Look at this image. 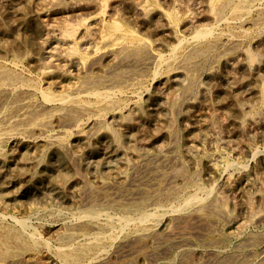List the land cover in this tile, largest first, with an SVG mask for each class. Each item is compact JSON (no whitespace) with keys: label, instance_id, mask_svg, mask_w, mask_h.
Masks as SVG:
<instances>
[{"label":"rangeland","instance_id":"obj_1","mask_svg":"<svg viewBox=\"0 0 264 264\" xmlns=\"http://www.w3.org/2000/svg\"><path fill=\"white\" fill-rule=\"evenodd\" d=\"M102 1L0 0V65L8 63L7 65L11 66L14 62V65L17 64L18 68H21L25 79L40 83L42 88L55 95H68L71 84L64 82L48 88V82L51 80L45 78L46 72L57 71L63 75L69 72L75 82L82 80L87 74L101 80L116 78L118 82L115 80L117 85L114 86L126 88L127 92V96L119 99L120 104H114L116 107L113 106V111L103 115L100 121H96L95 118L88 120L90 114L83 117L84 131L86 134L90 133V136L86 140L76 135L67 138L65 142L68 149H71L68 156L52 149L44 141L27 143L17 140L4 145L0 155V215L6 217L2 223L19 228L16 221L24 219L29 231L33 229L32 232H37V235L39 233L38 237L41 240L46 239L50 243L45 240L46 244L39 243L38 247L30 250L13 247L12 257L11 255L6 257L11 260L0 256V264H62L54 255L53 249L61 243L58 238L69 229L72 223L69 220L78 217L80 211L85 209L110 211L112 215L115 212L120 214L132 211L136 214L140 208L148 210L156 207L147 204L149 196L144 194L140 196V193L134 191L140 184L150 190L152 187L160 188L163 184L160 188H163V199L160 198L158 201L163 202V205L159 202L160 206H164L165 202L166 207L172 203L168 198L181 191L189 192L193 184L190 186V182L197 179L196 182L212 190L211 198L219 199L218 207L226 213L220 217L218 214H212L213 225L208 226L209 228L202 227L204 232L200 229L193 237L194 247L197 248L194 255L182 257L176 250H168L160 257L162 264H183L185 259V262L191 260L189 263L194 261L204 263L208 254L206 248L216 247L225 253L236 249L235 243L238 240L263 236L264 218L261 215H264V13H261L264 11V0H249L253 6L240 15L243 23L236 24L238 27L235 23H230V20L234 21L237 16L229 9L219 19L218 11L225 0ZM116 23H121V26ZM206 29L212 30L211 35L214 36L210 35L207 40L210 42L216 40L221 45L218 44L219 47L202 56L195 68L170 71V68L167 70L169 66L166 64L158 69L156 57L160 53L169 57L172 47L183 39L185 41L182 53L189 54L191 51L189 41L195 32ZM68 31L71 34L72 31L75 32L71 39ZM101 39L103 40L100 41ZM140 42L146 45L148 51L153 52L155 61L152 58L151 67H145L142 63L145 61V54H132L130 59L123 61L109 58L101 62L103 65L95 64L104 49L108 50V53H113L119 50L120 46L133 47ZM96 50H99L98 54L95 53ZM124 66L126 68H123ZM88 67L91 69L89 68L85 74ZM141 68L145 69L141 71ZM130 71L133 74H130ZM116 73L119 76H116ZM128 77L132 80H128ZM123 82L125 86L129 84L128 88L122 84ZM96 85L95 90L106 89L103 84ZM139 86L142 87V91ZM134 93L139 95L132 97ZM3 108L1 106L0 111ZM172 144L177 146L176 151L170 149ZM170 150L176 154L170 155L168 159L163 158V155L172 153ZM147 156L149 160H146ZM225 159L230 160L233 166L223 169L221 163ZM21 160L25 161L21 163ZM160 169L172 173L175 170V174L180 171V175L183 176L181 179L179 177L178 181L169 178L167 175L169 172L165 173V170ZM153 171L158 172L157 176H152ZM159 173L162 174L158 176ZM51 174H56L55 183L47 179ZM175 184L177 191L172 189ZM14 216L17 219L13 221ZM169 219H173V215L165 216L163 221L167 223ZM126 235L127 232L122 233L119 240L122 241ZM153 241L141 249L148 250L157 246ZM262 244L254 248V251L264 250V243ZM46 245L52 247L47 250ZM18 255H21L20 260L17 258ZM254 259L250 257L248 261L239 260L235 264H249L250 261L259 264L260 261ZM150 263L155 264L153 260L141 255L137 264Z\"/></svg>","mask_w":264,"mask_h":264},{"label":"bare ground","instance_id":"obj_2","mask_svg":"<svg viewBox=\"0 0 264 264\" xmlns=\"http://www.w3.org/2000/svg\"><path fill=\"white\" fill-rule=\"evenodd\" d=\"M38 1V0H37ZM105 1V0H103ZM102 1V2H103ZM251 1V0H250ZM256 1V0H253ZM43 2V1H42ZM86 2V1H84ZM107 2V1H106ZM126 2V1H125ZM163 2V1H162ZM114 3V2H113ZM256 3V2H255ZM48 4V3H47ZM79 4V3H78ZM107 4V3H105ZM111 4V3H110ZM181 4V2H180ZM190 4V3H189ZM102 5V3H101ZM198 5V4H197ZM218 5V3H217ZM251 5L249 0H225V2L220 6L218 14L223 17L225 15L226 10H230L233 14L237 16H233L234 21L230 23L241 24V14L249 11ZM106 7V6H105ZM105 7L103 9H105ZM150 8V7H149ZM182 8V7H181ZM188 8V7H187ZM255 8V7H254ZM96 9V8H95ZM179 9V8H178ZM189 9V8H188ZM193 9V8H192ZM259 8H257L258 10ZM261 9V8H260ZM199 10V9H198ZM252 10V9H251ZM262 10V9H261ZM260 10V11H261ZM1 11V10H0ZM130 11V10H129ZM177 11V10H176ZM251 12V11H250ZM253 12V11H252ZM119 13V12H118ZM178 13V12H177ZM217 13V12H216ZM264 11L261 13L263 14ZM64 14V13H63ZM108 14V12H107ZM249 14V12H248ZM103 15V14H102ZM217 15V14H216ZM227 15V14H226ZM229 15V14H228ZM232 15V14H231ZM245 15V14H244ZM251 15V14H250ZM257 15V14H256ZM249 16V15H248ZM259 16V15H258ZM3 17V16H2ZM48 17V16H47ZM218 17V16H217ZM229 17V16H228ZM231 17V16H230ZM247 17V16H244ZM243 17V18H244ZM251 17V16H250ZM261 17V16H260ZM259 17V18H260ZM263 17V16H262ZM261 17V18H262ZM227 18V17H226ZM225 18V19H226ZM242 18V19H243ZM258 18V19H259ZM113 19V18H112ZM115 19V18H114ZM216 19V17H215ZM218 19V18H217ZM216 19V20H217ZM232 19V20H233ZM245 19V18H244ZM264 19V18H263ZM262 20V19H261ZM194 21V20H193ZM227 21H229L227 19ZM226 21V22H227ZM252 21V20H251ZM258 21V20H256ZM113 22H117L114 21ZM217 22V21H216ZM223 22V20H222ZM225 22V21H224ZM253 22V21H252ZM104 23V22H103ZM79 24V23H76ZM118 24V23H116ZM115 24V25H116ZM121 26V23H119ZM118 24V26H119ZM163 24V23H162ZM215 24V23H214ZM227 24V23H226ZM225 24V25H226ZM250 24V23H249ZM254 24V23H253ZM261 24V22H260ZM7 25V24H6ZM68 25V24H67ZM75 25V24H74ZM112 25V24H111ZM219 25V24H217ZM216 25V26H217ZM224 25V24H223ZM256 25V24H255ZM259 25V24H257ZM173 26V25H172ZM227 26V25H226ZM229 26V25H228ZM233 25H230V27ZM242 26V25H241ZM245 26V25H244ZM248 26V25H247ZM252 26V25H251ZM219 27V26H218ZM238 27V26H237ZM240 27V26H239ZM254 27V26H253ZM256 27V26H255ZM81 28V27H80ZM88 28V27H87ZM121 30V27H119ZM224 28V27H223ZM227 30L228 28L225 27ZM236 28V27H235ZM3 29V28H2ZM7 29V28H6ZM75 29V28H74ZM73 29V30H74ZM84 29V28H83ZM213 29V28H211ZM216 29V28H215ZM218 29V28H217ZM220 29V28H219ZM248 29V28H247ZM257 29V28H255ZM77 30V29H76ZM98 30V29H97ZM222 30V29H221ZM224 30V29H223ZM226 30V31H227ZM230 30V29H229ZM233 30V29H232ZM231 30V31H232ZM246 31V29H244ZM251 30V29H250ZM249 30V31H250ZM248 31V30H247ZM26 32V31H25ZM69 32V31H68ZM217 32V31H216ZM221 32V31H220ZM229 32V31H228ZM227 32V33H228ZM234 32V31H233ZM232 32V33H233ZM242 32L244 33L243 29ZM55 33V32H54ZM58 33V32H57ZM75 33V32H74ZM69 32V36H73ZM218 33V32H217ZM64 35V33H62ZM86 34V33H85ZM89 34V33H88ZM99 34V33H98ZM131 34V33H130ZM133 34V33H132ZM212 34V30H197L191 40L188 42L190 45V53L186 54L182 53L183 44L185 40H179V43L172 47V52H170V56L166 57L164 55L159 54L157 58L158 69L160 66L168 65L170 71L172 70H180V68L192 69L195 68L199 64V59L202 56L206 55L208 52H212L216 47H219L221 44L219 42H210L208 41V37ZM219 34V33H218ZM236 35L235 33H233ZM68 36V33L66 34ZM104 35V34H103ZM101 35V36H103ZM110 35V34H109ZM128 35V34H127ZM135 35V34H134ZM225 35V34H224ZM227 35V34H226ZM231 35V34H230ZM249 35V34H248ZM76 36V34H75ZM125 36V35H124ZM168 36V35H167ZM213 36V35H211ZM246 36V35H245ZM251 36V35H250ZM74 37V36H73ZM72 37V39H73ZM83 37V36H82ZM93 37V36H92ZM96 37V36H95ZM214 37V36H213ZM220 38L221 35L219 36ZM228 37V36H227ZM241 37V36H240ZM65 38V37H64ZM89 34V39H90ZM105 38V37H104ZM108 38V37H107ZM124 38V37H121ZM141 38V37H140ZM211 38V37H210ZM234 38V36H233ZM7 39V38H6ZM69 39V37H68ZM76 39V38H75ZM74 39V40H75ZM78 39V38H77ZM86 41V38H82ZM106 39V38H105ZM112 39V38H111ZM127 39V38H126ZM212 39V38H211ZM236 39V38H234ZM240 39V38H239ZM5 40V39H4ZM81 40V39H80ZM101 39L100 41H102ZM133 40V39H132ZM210 40V39H209ZM219 40V39H218ZM223 40V39H221ZM238 40V39H236ZM76 41V40H75ZM83 41V40H82ZM120 41V40H119ZM131 41V40H129ZM137 41V40H136ZM135 41V42H136ZM214 41V40H213ZM225 41V40H224ZM229 41V40H228ZM234 41V40H233ZM91 42V41H89ZM117 42V41H116ZM125 42V41H124ZM139 42V41H138ZM143 42V41H142ZM80 43H82L80 41ZM149 43V42H148ZM222 43V41H221ZM226 43V42H225ZM231 44V41L229 42ZM242 43L241 41L239 42ZM239 43L237 45L239 46ZM48 44V43H47ZM94 44V43H93ZM103 44V43H102ZM101 44V45H102ZM108 44V43H107ZM219 44V46H218ZM234 44V43H233ZM236 44V43H235ZM57 45V44H56ZM74 45V44H73ZM88 45V44H87ZM100 45V46H101ZM106 45V44H105ZM105 45H103L105 47ZM123 45V44H122ZM125 45V44H124ZM127 45V44H126ZM134 45V44H133ZM227 45V43H226ZM225 45V46H226ZM75 46V45H74ZM129 46V45H127ZM148 46V45H147ZM232 46V45H231ZM92 47V46H91ZM116 47V46H115ZM222 47V46H221ZM224 47V45H223ZM88 48V46H87ZM86 48V49H87ZM114 48V47H111ZM238 48V47H237ZM245 48V47H244ZM74 49V48H73ZM119 49V48H118ZM155 49V48H154ZM185 49V47H184ZM234 50V48H232ZM77 50V48H76ZM94 50V48H93ZM186 50V49H185ZM86 51V50H85ZM99 50H96V54H98ZM108 51V50H107ZM105 49L103 53H100V57L95 61V64L101 65V62H104L107 59H115L117 60H126L130 59L129 57L132 54H145V61L142 62L145 67H151V60L153 58V52L148 51L146 45L144 43H137L133 47H123L120 46V49L113 52L108 53ZM187 51V50H186ZM231 51V50H230ZM73 52V51H72ZM102 52V51H101ZM79 53V52H78ZM87 53V52H86ZM218 53V52H217ZM252 53V52H251ZM70 54V53H69ZM156 54V53H155ZM223 54V53H222ZM254 54V52H253ZM252 54V55H253ZM68 55V54H67ZM75 55V54H74ZM85 55V54H84ZM133 55V56H136ZM251 56V54H249ZM94 57V55H93ZM92 57V58H93ZM139 59L140 57L137 56ZM144 57V56H143ZM25 58V57H24ZM73 59V58H72ZM133 59V58H132ZM135 59V58H134ZM137 59V58H136ZM138 59V60H139ZM144 59V58H143ZM142 59V60H143ZM77 60V59H76ZM204 60V59H203ZM251 60V59H250ZM92 61V60H91ZM134 61V60H133ZM141 61V59H140ZM153 61L154 58H153ZM75 62V61H74ZM83 64V61H81ZM89 62V61H88ZM86 63V65L88 64ZM93 62V61H92ZM91 62V64H93ZM260 62V59H259ZM14 63V62H13ZM12 63V64H13ZM76 63V62H75ZM101 63V64H100ZM121 63V61H120ZM8 63H4L0 65V104L4 107L0 111V155L2 154V148L4 145L10 142H16L17 140H21L27 143H31L34 141H44L48 144L52 149L56 151H61L65 155L68 156L69 150L68 145L66 144V139L76 135L77 137H83L84 140L88 139L90 136L86 134L84 131L83 117L90 114L87 119L92 120L95 118L96 121H100L101 117L105 114L113 111V106L116 103H119V99L122 96H127V92L123 88H116L118 80L116 78L108 79H96L95 76L88 75V69L85 74H87L82 80L73 81L74 78L71 77L73 75L70 74H59L57 71H51L45 73V78L51 80L48 88H52L58 85H61L64 82H69L71 84V91L68 95H55L53 93L47 92L44 88L40 86V83L31 82L30 80L25 79L24 73L18 68L17 64H11V66L7 65ZM77 64V63H76ZM75 64V65H76ZM90 64V65H91ZM116 64V63H114ZM118 64V63H117ZM125 64V63H124ZM136 64V63H135ZM138 64H140L138 62ZM137 64V66H139ZM151 64V66H150ZM10 65V63H9ZM78 65V64H77ZM76 65V66H77ZM103 65V64H102ZM129 65V64H128ZM212 65V64H211ZM60 66V65H59ZM123 66V65H122ZM133 66V64H132ZM130 66V67H132ZM142 66V64H140ZM250 66V65H249ZM79 67V66H78ZM84 67V66H83ZM87 67V66H86ZM92 67V66H91ZM94 67V66H93ZM96 67V65H95ZM119 67V66H118ZM128 67V66H127ZM155 67V66H154ZM155 67V68H157ZM77 68V67H76ZM103 68V67H102ZM113 68V66H112ZM123 68H126L125 66ZM136 68V67H135ZM138 68V67H137ZM161 68V67H160ZM166 68V67H165ZM164 68V69H165ZM23 69V68H22ZM79 69V68H77ZM76 69V70H77ZM91 69V68H90ZM89 69V70H90ZM106 69V67H105ZM111 69V68H110ZM120 69V67H119ZM141 68V71H143ZM149 69V68H148ZM147 69V70H148ZM163 69V70H164ZM24 70V69H23ZM93 70V69H92ZM112 70V69H111ZM110 70V71H111ZM114 70V69H113ZM121 70H123L121 68ZM130 70V69H129ZM127 70V71H129ZM139 70V69H138ZM187 70V71H189ZM118 71V70H117ZM134 71V70H133ZM139 70V72L141 73ZM145 71V70H144ZM183 71V70H182ZM28 72V71H27ZM60 72V71H59ZM79 72V71H78ZM116 72V71H115ZM119 72V71H118ZM122 72V71H120ZM126 72V70L124 71ZM137 72V70H136ZM190 72V71H189ZM199 72V71H198ZM232 72V71H231ZM29 73V72H28ZM90 73V72H89ZM105 73V72H104ZM114 73V72H113ZM130 74L131 71L129 72ZM138 73V72H137ZM151 73V72H150ZM159 73V71H158ZM164 73V72H163ZM197 73V72H196ZM73 74V73H71ZM135 74V73H134ZM234 74V73H233ZM102 75V74H101ZM104 75V74H103ZM108 75V74H107ZM118 73H116V76ZM129 75V74H128ZM191 75V74H190ZM35 76V75H34ZM97 76V75H96ZM112 76V75H111ZM110 76V77H111ZM114 76V75H113ZM119 76V75H118ZM122 76V73H121ZM37 76H35L36 78ZM138 77V76H137ZM141 77V76H140ZM32 78V77H31ZM105 78V77H104ZM118 78V77H117ZM120 78V77H119ZM136 78V76L134 77ZM34 79V78H33ZM127 79V78H124ZM123 79V80H124ZM130 78L128 77V80ZM138 79V78H137ZM140 79V78H139ZM138 79V80H139ZM35 80V79H34ZM121 80V79H120ZM132 79H130L131 81ZM135 80V79H134ZM175 80V79H174ZM39 82V81H38ZM122 82V81H121ZM125 82V81H124ZM124 82L122 84H124ZM134 82V81H133ZM140 82V81H139ZM120 83V81H119ZM128 83V82H127ZM142 83V82H140ZM238 83V82H237ZM98 84V85H96ZM99 84L105 85L106 89L95 90L94 85L99 86ZM116 84V85H115ZM138 84V83H137ZM115 85V86H114ZM119 85V84H118ZM129 84H127L128 86ZM133 85V84H132ZM131 85V86H132ZM143 85V84H140ZM152 85V84H151ZM63 86V85H62ZM125 86V84H124ZM125 86V87H127ZM90 87V88H89ZM92 87V89H91ZM118 87V86H117ZM134 87V85H133ZM137 87V86H136ZM140 87V86H139ZM239 87V86H238ZM61 88V87H60ZM94 88V89H93ZM109 88V89H108ZM128 88V87H127ZM132 88V87H130ZM142 87H140L141 89ZM98 89V88H97ZM138 89V88H136ZM139 89V90H140ZM148 89V88H147ZM129 90V89H128ZM138 90V91H139ZM132 91V90H131ZM129 91V92H131ZM142 91V89H141ZM212 93V92H211ZM129 94V93H128ZM139 95V94H132ZM197 95V93H196ZM210 95V94H209ZM129 96V95H128ZM124 98V97H123ZM139 98V97H138ZM217 98V97H216ZM175 99V98H174ZM185 99V98H184ZM123 100V99H122ZM126 100V99H125ZM181 100V99H180ZM195 101V100H194ZM132 102V101H131ZM247 102V101H246ZM115 104V105H114ZM120 104V103H119ZM122 104V103H121ZM219 105V104H218ZM0 106V107H1ZM119 106V105H118ZM116 107V106H115ZM179 108V107H178ZM119 110V109H118ZM94 111H97L95 113ZM116 112V111H115ZM158 115V114H157ZM106 119V117H105ZM244 118H242L243 120ZM207 121V120H206ZM87 122V121H86ZM99 123V122H98ZM101 123V122H100ZM103 123V121H102ZM244 123V122H242ZM86 124V123H85ZM216 124V123H215ZM219 124V123H218ZM99 125V124H98ZM86 126V125H85ZM169 126V125H168ZM173 126V125H172ZM219 126V125H218ZM242 126V125H241ZM170 127V126H169ZM107 128V127H106ZM86 130V129H85ZM121 130V129H120ZM149 130V129H148ZM102 131V130H101ZM174 134V133H173ZM93 135V134H92ZM91 135V136H92ZM154 136V135H153ZM75 137V136H74ZM91 142V141H90ZM78 143V142H77ZM20 144V143H19ZM136 145V144H135ZM139 145V144H138ZM144 145V144H143ZM13 146V145H12ZM123 148V147H121ZM120 148V149H121ZM132 148V147H131ZM130 148V149H131ZM170 149L176 151L177 146L172 144ZM6 150V149H5ZM4 150V151H5ZM157 150V149H156ZM15 151V150H14ZM172 151V150H170ZM73 153V152H71ZM175 152L163 155V158L170 157ZM261 153V152H260ZM74 154V153H73ZM72 154V155H73ZM176 154V153H175ZM75 155V154H74ZM76 156V155H75ZM75 156H73L75 158ZM255 156V154H254ZM33 157V156H32ZM104 157V156H103ZM127 157V156H126ZM129 157V156H128ZM151 157V156H150ZM156 157V156H155ZM77 158V157H76ZM157 158V157H156ZM161 158V157H160ZM210 158V157H209ZM150 158L147 156L146 160ZM168 159V158H167ZM22 161L25 160H21ZM25 163V162H23ZM27 163V161H26ZM80 163V162H79ZM183 163V162H182ZM212 163V162H211ZM223 169H228L233 166L230 160L225 159L222 163ZM237 164V163H236ZM57 165V164H56ZM164 165V164H163ZM162 165V166H163ZM147 166V165H146ZM15 167V166H14ZM23 167V166H22ZM157 167V166H156ZM165 167V166H164ZM183 167V166H182ZM28 168V167H27ZM132 168V167H131ZM158 168V167H157ZM185 168V167H184ZM12 169V167H11ZM10 169V170H11ZM23 168H21L22 170ZM130 169V168H129ZM77 170V169H76ZM153 170V169H152ZM165 170V169H160ZM129 171V170H128ZM140 171V170H139ZM158 171V170H157ZM168 171V170H167ZM230 171V170H229ZM169 172V171H168ZM165 170V173H168ZM169 172L167 175L172 179H180L182 176L180 175V171L175 174ZM182 172V171H181ZM152 173V172H151ZM151 173H148L149 175ZM164 173V172H163ZM152 176H157L158 172L153 171ZM162 173H159L160 176ZM197 174V172H196ZM195 174V175H196ZM56 175V174H55ZM54 174H51L49 178V182L55 183L57 179ZM164 175V174H163ZM166 175V174H165ZM186 175V174H185ZM189 175V174H188ZM193 175V174H192ZM199 176V174H197ZM144 176V175H143ZM167 176V177H168ZM194 176V175H193ZM192 176V177H193ZM19 177V176H18ZM23 177V176H22ZM89 177V176H88ZM151 177V176H149ZM164 177V176H161ZM188 177V176H187ZM195 177V176H194ZM193 177V178H194ZM145 178V177H144ZM153 178V177H152ZM158 178V177H157ZM156 178V179H157ZM191 178V177H190ZM148 179V177H147ZM160 179V177H159ZM158 179V180H159ZM165 179V178H164ZM185 179V178H183ZM195 179V178H194ZM154 180V179H153ZM163 180V178H162ZM167 180V179H165ZM189 180V179H188ZM192 180V179H191ZM199 180V179H198ZM142 181V179H140ZM150 181V180H148ZM147 181V182H148ZM174 181V180H172ZM179 181V179H178ZM186 181V180H185ZM193 180L191 183L192 187H190L189 192L176 193L172 198H168L169 201H172L169 206H160L163 202L158 201L162 198L163 193L161 185L160 188H151L145 189L144 187L138 185L135 192L140 193L144 196H149L146 201L147 204L153 205L155 208H151L148 210L140 208L137 210L138 212L135 214L131 212H122L117 214L115 212L114 215L109 211H87V209L80 211L78 217H75L72 221L69 229L65 231V233L61 236L59 241L61 242L57 245L54 250V255L58 258V261L62 264H137L140 260V256L144 255L147 259H151L155 262V264H162L160 262V257L164 255L168 250H176L177 254L183 256L192 255L197 251V248L194 247L193 237L200 232L199 230L202 227L212 226L213 217L212 214L220 215L226 214L223 209L218 207V200L216 197L211 198L213 196L212 190L206 189L204 186ZM8 182V181H7ZM48 182V181H47ZM146 182V181H145ZM152 182V180H151ZM163 182V181H162ZM161 182V183H162ZM187 182V181H186ZM183 181V183L186 184ZM212 182V181H211ZM112 183V182H111ZM150 183V182H148ZM161 184L160 182H157ZM164 183V182H163ZM169 183V181L167 182ZM173 183V182H172ZM179 183V182H178ZM121 184V183H120ZM119 184V185H120ZM151 184V183H150ZM153 184V183H152ZM215 184V183H214ZM154 185V184H153ZM165 185V184H164ZM168 185V184H167ZM172 185V184H171ZM158 186V185H157ZM179 186V185H178ZM185 186V185H183ZM217 186V185H216ZM125 187V186H124ZM129 187V186H128ZM163 187V186H162ZM167 187V186H165ZM164 187V188H165ZM126 188V187H125ZM150 188V187H149ZM170 188V187H169ZM211 188V187H210ZM216 188V187H215ZM88 189V188H87ZM166 189V188H165ZM164 189V190H165ZM171 189V188H170ZM172 189L177 191V184L172 186ZM182 190V186L180 188ZM186 189V188H185ZM188 189V188H187ZM114 190V189H113ZM184 190V189H183ZM189 190V189H188ZM166 191V190H165ZM163 191V192H165ZM171 191V190H170ZM180 191V190H179ZM18 192V191H17ZM16 192V193H17ZM46 192V191H45ZM133 192V191H132ZM172 192V191H171ZM11 193V192H10ZM91 193V192H90ZM129 193V192H128ZM112 194V193H111ZM135 194V193H134ZM170 194V193H169ZM100 195V194H99ZM126 195V194H125ZM44 196V195H43ZM137 196V194H135ZM146 196V197H147ZM166 196V195H165ZM164 196V197H165ZM231 196V195H230ZM130 197V196H129ZM138 197V196H137ZM145 197V198H146ZM104 198V197H103ZM132 198V196H131ZM35 199V198H34ZM106 199V198H105ZM111 199V198H110ZM128 199V198H127ZM163 199V198H162ZM122 200V199H121ZM134 200V197H133ZM136 200V199H135ZM134 200V201H135ZM138 200V199H137ZM93 201V200H91ZM98 201V200H95ZM109 201V200H108ZM118 201V200H116ZM130 201V200H129ZM143 201V200H142ZM166 201V200H165ZM235 201V200H234ZM20 202V201H18ZM90 202V201H89ZM114 202V201H113ZM122 202V201H121ZM137 202V201H136ZM160 202V203H159ZM167 202V201H166ZM86 203V202H84ZM105 203V202H104ZM107 203V202H106ZM105 203V204H106ZM119 203V202H118ZM115 203V204H118ZM126 203V202H125ZM87 204V203H86ZM91 204V203H90ZM94 204V203H93ZM92 204V205H93ZM96 204V203H95ZM102 204V203H101ZM100 204V206H101ZM108 204V203H107ZM114 204V205H115ZM129 204V203H128ZM142 204V203H141ZM35 205V204H34ZM104 205V204H103ZM122 205V204H121ZM127 205V204H126ZM133 205V203H132ZM140 205V204H139ZM167 205V204H166ZM220 205V204H219ZM261 205V204H260ZM83 206V205H82ZM87 205H85L86 207ZM89 206V204H88ZM99 206V204L97 205ZM116 206V205H115ZM138 206V204H137ZM141 206V205H140ZM149 206V205H148ZM84 207V206H83ZM107 207V206H106ZM117 207V206H116ZM115 207V209H116ZM122 207V206H121ZM125 207V206H124ZM135 207V206H134ZM223 207V206H222ZM221 207V208H222ZM94 208V207H93ZM96 208V207H95ZM123 208V207H122ZM121 208V209H122ZM3 209V208H2ZM89 209V208H88ZM98 209V208H97ZM133 209V208H132ZM236 209V208H235ZM42 210V209H41ZM110 210V209H109ZM127 210V209H126ZM229 212V211H228ZM113 213V212H112ZM241 213V212H240ZM40 214V213H39ZM77 214V213H76ZM255 214V213H254ZM264 214V213H263ZM35 215V214H34ZM70 215V214H69ZM167 215H173V219H169L166 223L163 221V218ZM253 215V214H252ZM41 216V215H40ZM46 216V215H45ZM56 216V214H55ZM58 216V215H57ZM67 216V215H66ZM227 216V215H226ZM260 216V215H259ZM264 218V215H261ZM6 217V216H5ZM5 217L0 215V256L1 258H6L10 256L13 250V247H18L21 249H34L39 243H45V240H41L40 237L36 234L37 232H32L28 230V224L23 219H19L16 222V225L19 228H15L12 226H8L3 224ZM12 217V216H11ZM38 217V216H37ZM15 218V216H14ZM23 218V217H22ZM236 218V217H235ZM12 219V218H11ZM17 218L13 219L16 220ZM27 219V218H26ZM42 219V218H41ZM166 219V218H165ZM222 219V218H221ZM259 219V218H258ZM262 219V218H261ZM217 220V219H216ZM235 220V219H234ZM255 220V219H254ZM260 220V219H259ZM262 221V220H260ZM65 222V221H64ZM44 223V222H43ZM68 223V222H67ZM214 223V222H213ZM9 224V223H8ZM11 224V223H10ZM9 224V225H10ZM36 224V223H35ZM66 224V223H65ZM70 224V223H69ZM212 224V225H211ZM251 224V223H250ZM62 225V223H61ZM60 225V226H61ZM15 226V224H14ZM17 226V227H18ZM215 226V225H214ZM53 227V226H52ZM68 227V226H67ZM66 227V228H67ZM236 227V226H235ZM32 228V227H31ZM30 228V229H31ZM65 228V229H66ZM213 229V227H211ZM203 231V229H201ZM210 230V229H209ZM215 230V229H214ZM36 231V230H34ZM58 231V230H57ZM60 231V230H59ZM58 231V232H59ZM208 231V230H207ZM213 231V230H212ZM218 231V230H217ZM263 231V230H262ZM127 232L126 237L121 241L119 240V236H122ZM204 232V231H203ZM206 233V232H205ZM258 233V232H257ZM256 233V234H257ZM121 234V235H120ZM41 235V234H40ZM262 235V234H261ZM52 237V236H51ZM59 237V236H58ZM198 237V236H197ZM211 237V236H210ZM201 238V237H199ZM205 238V236H204ZM217 238V237H216ZM195 239V238H194ZM219 239V238H218ZM155 241L157 246L150 248L148 250H143L144 246H146L150 241ZM203 240V239H202ZM153 241V243H154ZM201 241V240H200ZM199 241V242H200ZM209 241V240H208ZM214 241V240H213ZM47 242V240H46ZM50 243V242H47ZM198 243V242H197ZM264 243V235L260 237H245L241 240H238L236 245V249L222 252V250L211 247L206 248L207 259L204 263H189L190 261L184 260L185 264H232L239 260H247L250 257H254L256 261H260V263L264 264V250L256 252L254 248ZM46 244V243H45ZM212 246V242L210 243ZM43 245V244H42ZM48 245V244H47ZM46 245V247H48ZM209 245V244H208ZM263 245V244H262ZM41 246V245H40ZM38 247V246H37ZM42 247V246H41ZM40 247V248H41ZM52 246L49 245L48 249ZM234 247V246H233ZM21 249H18L21 250ZM37 249V248H36ZM200 249V248H199ZM38 250V249H37ZM113 250V252H112ZM226 250V249H225ZM39 251V250H38ZM28 252V251H27ZM37 252V251H36ZM53 252V251H52ZM51 252V253H52ZM22 253V251H21ZM50 253V251H49ZM18 254V253H17ZM171 254V253H170ZM205 254V253H204ZM13 255L15 253L13 252ZM194 255V254H193ZM4 256V257H2ZM19 256V255H18ZM198 256V255H197ZM12 257V255H11ZM20 257L19 258L20 260ZM169 257V256H168ZM191 257V256H190ZM196 257V256H195ZM194 257V258H195ZM16 258V259H17ZM31 258V257H30ZM54 258V257H53ZM144 258V257H143ZM176 258V256H175ZM193 258V259H194ZM198 258V257H196ZM201 258V257H200ZM204 258V257H203ZM247 258V259H246ZM7 259V258H6ZM11 260V258H8ZM7 259V260H8ZM14 259V258H13ZM145 259V258H144ZM180 259V258H179ZM191 259V258H190ZM2 260V259H1ZM146 260V259H145ZM188 260V259H187ZM198 260V259H196ZM244 260V261H245ZM3 261V260H2ZM177 261V259H176ZM180 261V260H179ZM183 261V260H182ZM1 262V261H0ZM5 262V261H4ZM3 262V263H4ZM13 262V260H12ZM19 262V261H18ZM22 262V261H21ZM183 262V264H184ZM193 262V260H192ZM251 262V261H250ZM249 262V264H250ZM9 263V262H7ZM32 263V262H31ZM141 263V262H140ZM240 263V262H239ZM253 261L251 262V264ZM18 264V263H17ZM33 264V263H32ZM151 264V263H150ZM172 264V263H170ZM180 264V263H179ZM244 264V263H243ZM254 264V263H253ZM258 264V263H257Z\"/></svg>","mask_w":264,"mask_h":264}]
</instances>
